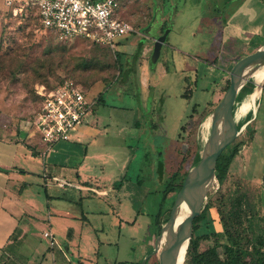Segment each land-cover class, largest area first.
I'll list each match as a JSON object with an SVG mask.
<instances>
[{"label": "rangeland", "instance_id": "rangeland-1", "mask_svg": "<svg viewBox=\"0 0 264 264\" xmlns=\"http://www.w3.org/2000/svg\"><path fill=\"white\" fill-rule=\"evenodd\" d=\"M117 1L120 5L118 16L133 24L134 20L123 17L121 11L124 3L129 8L128 0ZM161 2L158 5V1H153L152 17L140 24L138 30L140 34L155 36L159 31L156 32L154 23L160 12L165 15L163 27L170 29L155 65V76L150 79L154 104L158 107L161 103L164 113L161 121L154 119L160 123L151 132L146 116L138 109V95L132 77L126 78L115 65L117 56L118 62L126 67L135 54L139 41L149 44L150 57L153 48L151 40L129 33L117 39L112 48L109 44H95L81 38L61 39L54 32L40 26L35 9L28 10L22 17L13 16L5 2L0 0V109L11 113L15 109L24 110L26 115L31 116L38 107L34 96L37 86H53L64 77L78 82L89 99L100 93L101 104L85 120L99 118L96 130L102 131L95 133L97 139L90 151L102 156L92 159L90 166L93 174L106 184L118 174L117 165L124 157L122 147L126 146L122 145L121 137L116 138L114 131L122 125L130 128L135 121L139 122L138 129L132 127L134 130L130 138L124 134L126 132L123 133V141L127 138L126 148L131 151L129 155L132 160L129 169V186L132 190L124 198L119 194L118 201V195L115 194L99 196L89 190L77 191L70 186L71 182H66L65 189L47 188L48 194H54L55 197L60 194L58 197H63L65 204L70 207V213L77 216L79 221H82L80 211L83 210L87 222L97 230V250L100 251L102 264H143L146 258L144 264H158L157 256L153 255L156 237L177 192L174 189L165 194L166 184L171 181L173 173H176L174 179L179 183L183 174L191 167L195 154L202 152L210 130V114L216 105L210 103L203 107L204 102L211 99L210 85L202 81L194 71L186 70L183 63H194V55L203 59L200 58V61H213L219 57V62L226 71L223 83L217 87L220 99L228 86L231 67L240 57L252 52L255 43L263 40L258 37L254 42H245L242 38L227 37L222 44L213 40L218 36L214 32L215 22L225 21L242 0ZM199 26L203 32H197ZM207 26L209 31L204 30ZM193 32L196 33L194 37ZM254 85L255 90V80ZM207 86L210 89L208 92L204 89ZM187 87L189 96L185 97L182 94ZM143 89L140 91V99L145 104L148 94ZM29 90L34 94L29 93ZM250 95L239 100L236 105L235 119L241 123V127L235 140L223 151L224 156L235 152L226 178L221 185L215 178L204 203L211 202L215 208L220 195L232 194L239 186L253 194L251 200L256 203L260 214L264 215V88L254 102L250 100ZM194 103H198L199 109L186 117ZM249 111H252L253 116L250 120H245ZM103 132H107L109 137L106 138ZM84 150L85 146L82 145V153ZM46 162L48 164L49 159ZM159 163L164 166L162 177H159ZM37 164L41 173V162ZM64 174L67 179L72 180L70 172ZM38 188L40 194H44V187L39 185ZM55 204H58L57 201ZM134 217L136 221L131 223ZM127 219L130 222H126ZM39 224L41 229L47 226L41 220ZM193 226L195 236L221 230L215 209L211 208ZM38 239L43 238L38 236ZM61 239L60 234L55 233L60 250L55 246L53 254L56 257L64 254L71 258L74 249L66 250ZM214 242L213 237L200 241L199 250ZM218 250L221 253V249Z\"/></svg>", "mask_w": 264, "mask_h": 264}, {"label": "crops", "instance_id": "crops-1", "mask_svg": "<svg viewBox=\"0 0 264 264\" xmlns=\"http://www.w3.org/2000/svg\"><path fill=\"white\" fill-rule=\"evenodd\" d=\"M153 1H158V5L162 3V0H128L129 8L124 5L125 3L121 4V11L123 17L134 20V23L131 24L134 29L132 34L140 35L141 39L151 40L154 43L158 36L156 34H161L164 28L165 15L163 13H159L154 23L156 32L159 31L155 33V36L149 37L138 31L140 24L152 17V13H154ZM215 24L214 32L218 36H212L213 40L222 44L227 37L242 38L245 42H254L258 37L263 38L261 42L253 45L255 50L264 43V0H242L225 21H217ZM206 28L204 30L209 31L208 26ZM198 31L203 32L200 30V26ZM195 35L196 33L193 32L192 36ZM136 47L135 54L126 67L118 62L117 56H115V65L122 75L127 76L126 78L132 77L133 86L138 95V109L146 116L150 131L153 132L159 126L160 122L158 123L157 120L161 121L164 114L162 104L160 103L158 107L154 104L153 85L150 83V79L155 76V65L159 58L155 63L151 62L148 56L150 47L147 43L139 41ZM192 58L194 63L184 62V68L194 71L202 81L209 83L211 88V99L206 100L203 107L210 103L217 104L219 100L217 87L223 83L226 77L225 67L219 62V57L213 61L206 59V61H200L201 57L198 55H194ZM124 71L125 73H123ZM121 80L123 81L124 78ZM141 89L148 94L145 104L140 99ZM204 89L207 92L210 90L208 86ZM188 90L189 87L182 95L189 96ZM93 98H96L97 102L92 109V114L102 102L100 93ZM196 109H199L198 103L192 105L186 117ZM93 120H86L75 128L69 139L53 143L52 150L44 155L46 146L41 141L39 132L34 127L25 124V120L20 116V110L15 109L11 113L0 109V264H102L99 258L101 257L99 256L100 251L97 250L99 249V239L95 234L97 230L87 222L83 210L80 211L82 221H79L77 216L70 213V207L65 204L63 197H58L60 194H56L58 196L55 197L54 194L47 193L48 187L65 189L66 182H71L70 186L77 191L89 190L99 196L118 195V201L120 200L119 194L124 198L131 192L132 189L129 186L131 183L129 169L132 162L129 153L131 151L126 148L127 138H124L123 141V133L126 132L124 134L130 138L134 130L132 127L138 129L139 122L135 121L130 128L122 125L115 130L116 132L114 131L116 138L121 137L122 145L126 146L122 147L124 157L123 161L117 165L118 174L114 179H111L109 184H106L93 174V169L90 166L92 159L102 156L99 157L97 153L95 155L90 151L97 139L95 133L102 131L96 130L99 118L93 117ZM179 133L180 131L177 135ZM103 134L106 135V138L109 137L107 132H103ZM82 145L85 146L83 153ZM46 159H49L48 164ZM39 161L42 165L41 173L37 164ZM64 172H70L73 176L72 180L67 179ZM158 172L159 177L164 176V166L161 163H159ZM39 185L44 187V194H40ZM79 201L81 202V200ZM126 201L129 205V199ZM68 203L70 202L68 201ZM130 207L132 209V206ZM256 210L259 211L257 208ZM40 220L47 226L41 229ZM135 221L134 217L131 223H135ZM126 222L130 221L127 219ZM44 232L51 234L52 244ZM55 233L60 234L66 250L74 249V255L71 258L64 254L57 257L53 254L55 246L60 250V245L55 240ZM38 236L43 239L39 240ZM85 250L89 251L85 252ZM105 264L112 263L105 262Z\"/></svg>", "mask_w": 264, "mask_h": 264}, {"label": "built area", "instance_id": "built-area-1", "mask_svg": "<svg viewBox=\"0 0 264 264\" xmlns=\"http://www.w3.org/2000/svg\"><path fill=\"white\" fill-rule=\"evenodd\" d=\"M5 4L13 16L34 8L42 26L61 39L81 38L114 48L117 39L134 30L118 16L117 0H6ZM36 92L42 99L25 124L39 132L46 146L45 155L52 150L53 143L69 139L71 132L86 121L97 100L89 99L83 87L70 77L49 87L40 84ZM44 235L52 244L51 234Z\"/></svg>", "mask_w": 264, "mask_h": 264}, {"label": "water", "instance_id": "water-1", "mask_svg": "<svg viewBox=\"0 0 264 264\" xmlns=\"http://www.w3.org/2000/svg\"><path fill=\"white\" fill-rule=\"evenodd\" d=\"M170 29L166 28L153 43L150 56L155 63L161 53ZM264 67V43L240 57L228 73V86L210 114V130L200 158L186 172L180 189L169 210L168 218L156 237L154 252L158 264H182L193 234V220L201 213L208 190L215 180L218 157L236 138L239 129L233 113L236 97L254 72ZM264 79L260 84L263 88ZM188 208L186 216L176 225L180 207ZM144 264V262H143Z\"/></svg>", "mask_w": 264, "mask_h": 264}, {"label": "trees", "instance_id": "trees-1", "mask_svg": "<svg viewBox=\"0 0 264 264\" xmlns=\"http://www.w3.org/2000/svg\"><path fill=\"white\" fill-rule=\"evenodd\" d=\"M30 9L34 8H27L22 14L17 16L22 17L26 15V12ZM37 18L40 26L44 28L38 15ZM254 87V79L250 78L241 88L237 94L235 105L233 106L234 116L237 102L251 94ZM28 92L33 93L32 90ZM34 96L39 103L42 97L39 96L36 91ZM29 115H26L24 110L20 111V116L24 120L31 118L32 115ZM252 116V111H249L245 116V120H250ZM236 126L239 129L241 123L236 121ZM234 155L235 152L231 153L229 156H224L222 152L218 157L215 177L219 185L223 184L230 161ZM199 158L200 153H196L192 165L196 164ZM186 172L183 174L179 183H176L174 179L176 173L172 174L171 181L166 184L164 190L165 194L174 189L177 191L180 189ZM252 196L253 194H249L246 188L237 186L232 194L220 195L215 208L212 207L211 202L204 203L201 213L193 220V224L200 221L206 210L211 208L215 209L218 222L221 225V230L198 236L192 234L184 262L186 264H264V215H261L259 211L256 210V203L251 200ZM167 218L168 215L166 219ZM210 237L214 238V244L203 250H199L200 241L208 240ZM221 239L224 241L222 242ZM218 249H221V253H219Z\"/></svg>", "mask_w": 264, "mask_h": 264}, {"label": "bare ground", "instance_id": "bare-ground-1", "mask_svg": "<svg viewBox=\"0 0 264 264\" xmlns=\"http://www.w3.org/2000/svg\"><path fill=\"white\" fill-rule=\"evenodd\" d=\"M253 79L255 80V82L257 83V86L255 88V90L251 93L250 95V100L252 102H254L256 96L258 95V93L260 92V84L262 82V80L264 79V67L256 70L254 72L253 75ZM253 83V82H252ZM262 90V89H261ZM262 93V92H261ZM261 95V94H260ZM261 97V96H260ZM259 106V105H258ZM217 183V182H216ZM216 190V189H215ZM209 195V194H208ZM188 213V208L182 204V206L180 207L179 211H178V215H177V219H176V225L183 220V218L186 216V214Z\"/></svg>", "mask_w": 264, "mask_h": 264}, {"label": "flooded vegetation", "instance_id": "flooded-vegetation-1", "mask_svg": "<svg viewBox=\"0 0 264 264\" xmlns=\"http://www.w3.org/2000/svg\"><path fill=\"white\" fill-rule=\"evenodd\" d=\"M165 29V27L162 29V30H164ZM193 166V165H192ZM156 256H157V254H156Z\"/></svg>", "mask_w": 264, "mask_h": 264}]
</instances>
